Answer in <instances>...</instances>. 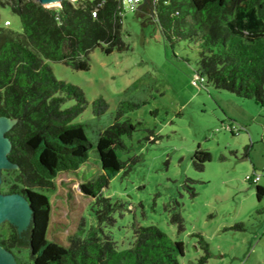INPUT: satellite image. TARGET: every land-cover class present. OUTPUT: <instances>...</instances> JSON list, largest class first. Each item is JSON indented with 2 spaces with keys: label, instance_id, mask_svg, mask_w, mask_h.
Listing matches in <instances>:
<instances>
[{
  "label": "trees",
  "instance_id": "1",
  "mask_svg": "<svg viewBox=\"0 0 264 264\" xmlns=\"http://www.w3.org/2000/svg\"><path fill=\"white\" fill-rule=\"evenodd\" d=\"M4 7L21 18L23 33L0 28V117L17 119L7 136L12 142L8 158L18 166L2 171L0 191L24 195L34 219L21 235L16 227L3 224L8 232L0 227V243L15 253L19 264H181L184 242L156 227L133 223V240L121 248L100 226H112L115 219L109 213L124 206L104 197L102 190L126 168L118 151L127 149L124 140L132 137L136 127L130 119H122L127 110L144 104L121 101L115 122L100 131L93 143L86 125L75 123L89 103L84 92L58 80L47 63L57 61L85 71L96 48L107 55L127 51L122 0H66L53 8H44L36 0H0V8ZM147 10L166 43L171 47L187 43L197 53L198 80L264 107V0H147L139 12L148 15ZM70 100L74 105L64 107ZM108 106L99 97L92 103V112L100 117ZM93 150L102 172L90 181L83 176L81 191L95 200L98 225L85 236H70L68 245L53 242L48 239L52 203L45 192L55 190L59 176L77 175L88 165ZM210 159L209 152L198 149L193 162L204 169ZM263 194L264 187L257 186V197ZM172 223L183 229L179 214ZM196 237L204 254L195 264H208L210 245L202 234ZM23 246L27 259L17 254Z\"/></svg>",
  "mask_w": 264,
  "mask_h": 264
},
{
  "label": "rangeland",
  "instance_id": "2",
  "mask_svg": "<svg viewBox=\"0 0 264 264\" xmlns=\"http://www.w3.org/2000/svg\"><path fill=\"white\" fill-rule=\"evenodd\" d=\"M147 14L125 10L122 25L129 49L107 55L96 48L88 56L89 70L47 61L58 80L84 92L89 103L75 123L86 125L93 143L115 122L121 101L144 104L127 110L122 119L136 127L124 140L127 149L118 151L126 168L102 190L124 206L109 213L112 226H100L121 248L133 240V223L156 227L184 242L181 264H195L204 254L198 233L210 245L208 264H264V194L261 199L256 195L257 186L264 187V107L198 80L197 53L187 43L171 47ZM21 21L8 7L0 8V28L21 35ZM99 97L109 106L97 117L92 103ZM198 149L211 155L204 169L193 162ZM98 156L91 151L77 175L59 176L55 190L45 192L52 203L48 239L53 242L68 245L70 236H85L97 227L95 200L81 191V184L83 176L90 181L102 172ZM249 176H259L258 184ZM177 214L183 218L182 230L172 223ZM239 225L242 229L233 228ZM21 251L17 254L27 259V247Z\"/></svg>",
  "mask_w": 264,
  "mask_h": 264
},
{
  "label": "water",
  "instance_id": "3",
  "mask_svg": "<svg viewBox=\"0 0 264 264\" xmlns=\"http://www.w3.org/2000/svg\"><path fill=\"white\" fill-rule=\"evenodd\" d=\"M42 7L62 4L66 0H36ZM144 3H147L145 0ZM17 119L0 117V187L3 183L2 171L17 169L18 166L10 161L8 155L12 150V142L7 134L15 125ZM30 201L21 193L4 194L0 191V225L8 223L16 227L20 235L27 231L34 219V211ZM26 247V246H23ZM0 264H19L15 253L3 247L0 243Z\"/></svg>",
  "mask_w": 264,
  "mask_h": 264
},
{
  "label": "built area",
  "instance_id": "4",
  "mask_svg": "<svg viewBox=\"0 0 264 264\" xmlns=\"http://www.w3.org/2000/svg\"><path fill=\"white\" fill-rule=\"evenodd\" d=\"M145 0H122L123 7L122 11L124 13L125 10L136 12L138 8L143 5ZM96 16V13H94ZM5 24H8V22H5ZM247 180L252 181L254 184H258L259 182V176H249L247 177Z\"/></svg>",
  "mask_w": 264,
  "mask_h": 264
},
{
  "label": "crops",
  "instance_id": "5",
  "mask_svg": "<svg viewBox=\"0 0 264 264\" xmlns=\"http://www.w3.org/2000/svg\"><path fill=\"white\" fill-rule=\"evenodd\" d=\"M147 5V3H144L143 5H141L139 8H138V10L137 11H140L141 10V8L143 9L145 6ZM6 22H8V21H6Z\"/></svg>",
  "mask_w": 264,
  "mask_h": 264
}]
</instances>
